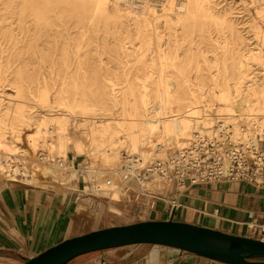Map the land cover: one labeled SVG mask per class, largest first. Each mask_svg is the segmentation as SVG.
<instances>
[{"label":"bare ground","instance_id":"obj_1","mask_svg":"<svg viewBox=\"0 0 264 264\" xmlns=\"http://www.w3.org/2000/svg\"><path fill=\"white\" fill-rule=\"evenodd\" d=\"M80 1L79 10L71 14L74 19L58 21L62 39L57 62L59 98L53 101L47 90L39 91L38 107L44 114L32 116L18 85L16 98L3 101L0 94V174L20 173L29 184L38 182V166L53 179L62 176L61 182L66 183L82 174L85 180L96 179L86 190H103L114 199L116 176L124 173L119 163L129 161L136 168L154 158L151 151L181 147L196 133L263 146L264 91L254 87L255 76L248 71L252 60L264 63L262 55L224 15L216 13L211 0H94L91 8ZM252 2L264 21L263 0ZM103 27L108 33L102 39L104 48L99 49L100 36L94 40L99 63L112 62L116 70L131 58L145 64L144 75L137 77L138 92L132 87L120 94L114 89L104 92L107 102L119 108L117 117L107 118L116 127L108 122L95 125L96 112L111 111L103 100L91 102L77 81L89 65L86 39ZM200 43L204 60L216 67L208 78L213 84L210 88L203 83L207 80L200 75L197 61L193 80L181 66L188 47ZM106 53L112 58H103ZM108 74L101 79H109ZM192 82L197 85L194 89L189 87ZM27 125H34V130L21 144L20 132ZM71 144L76 155L86 154L92 161L99 160L100 166L78 170L71 165L72 159L64 166L68 162L63 164L61 157L68 155ZM25 151L35 152L29 158L34 164L31 170L14 165L27 158L22 154Z\"/></svg>","mask_w":264,"mask_h":264},{"label":"rangeland","instance_id":"obj_2","mask_svg":"<svg viewBox=\"0 0 264 264\" xmlns=\"http://www.w3.org/2000/svg\"><path fill=\"white\" fill-rule=\"evenodd\" d=\"M93 1L85 0L83 4L91 8ZM45 2L46 0H0V94H3V101L7 98H16L14 95L15 86L18 85L23 90L25 105L32 116L44 114L38 107L37 95L39 91L43 89L47 90L53 101L59 98L61 82L57 62L62 39L60 37L61 31L58 21L62 18L65 20L74 19L75 15L71 17V14H74L75 8L79 10L78 5L81 3L80 0H69L66 3L64 0H51V4H46ZM261 3L263 4L264 0ZM211 4L218 15H224L228 23H232L235 29L252 43L253 47L260 50L262 60L264 61V21L259 17V8L256 7V4L252 0H211ZM46 7L48 8L46 9ZM104 29L105 27L101 28V31L93 32L86 39L84 44L86 51L85 59L89 61V65L82 73L77 75V81L91 102H95V99L103 100L104 106L108 107V111H111V114L106 115H100L96 112L97 114L95 113V116H93L96 121L95 125L108 122L113 127H116V122L114 120L109 121L107 118L117 117L119 108H117V105L115 106L107 102L108 95L104 92L114 89L120 94L123 90L127 91L129 87L138 92L140 80H137V77L144 75L145 64L135 63L131 58L128 63L116 70L115 64L112 62L108 65L99 63L96 54L98 47L94 40L97 35L101 37L99 49L102 50L104 48L102 42L103 36L108 35ZM203 48L202 43L188 47L187 51L182 55L181 66L183 67V73L193 80L196 76V67L198 65L195 61H197L200 67V75L207 80L203 83L205 87L210 88L213 84L208 78L216 72V67L210 60L207 62L204 60ZM102 57L112 58L108 53L102 55ZM52 61L56 62V64L53 65ZM248 71L251 73V76H255L254 87L264 91V63L252 60ZM106 72H109L107 75L109 79L103 81L101 77ZM189 87L194 89L197 85L192 82L189 84ZM33 130L34 125L23 127L20 132L21 141L19 142L24 144L26 136ZM34 153H30L29 151L22 152L27 158L24 161L19 160L14 165L20 166L21 169L31 170L30 168L33 163L29 161V158H34ZM151 153L152 158L158 157L159 150H153ZM76 154L77 151L74 145L71 144L68 155L61 157L63 164L72 159L75 161L74 168L78 170L87 169L90 165L100 166L99 160L92 161L86 154L81 156ZM68 164L70 162L65 163L64 166ZM122 165L124 164L119 163V168H122ZM36 169L35 178L38 179L36 184L25 182L20 173H11V175L0 174V189L7 181H21L39 189L55 187L58 190L71 191L72 187L75 186L74 188H76V182L80 181V198L86 202V214L90 220L93 221L94 217L89 212L88 207L92 208L95 202L99 203L100 209L103 210L101 217L109 218L108 220L110 221H106V224L118 225L129 223L130 219L127 218V212L124 210L129 211L130 208L128 206L123 208L122 206L124 204L128 205L126 200L133 198L131 192L137 191V189H135L134 185L125 188L121 175L118 174L116 176L115 180L118 191L115 194V198L111 199L108 193L103 190H86V187L92 186L96 182V179H93L94 181L85 180L83 175L79 174L78 177H74L69 183H66L61 182L62 176L60 175H58L57 179H53L50 174L43 173L42 167L38 166ZM119 173L122 174L121 171ZM157 180L156 178V180H153L154 182L147 184V188L153 191L158 188L159 184L156 182ZM103 224V222L94 224L92 228L102 226ZM0 264L2 263L0 262Z\"/></svg>","mask_w":264,"mask_h":264},{"label":"crops","instance_id":"obj_3","mask_svg":"<svg viewBox=\"0 0 264 264\" xmlns=\"http://www.w3.org/2000/svg\"><path fill=\"white\" fill-rule=\"evenodd\" d=\"M81 182L71 191L55 187L39 189L21 181H7L0 189V262L22 264L65 238L111 226L102 218L99 203L86 214L84 199L80 198ZM160 191L176 192L174 182L163 181ZM131 198V197H130ZM132 199V200H131ZM127 199L129 223L138 220L184 221L228 233L262 238L257 228L247 223L255 219L264 224V188L244 181H221L196 184L178 192V206L166 200L140 205ZM97 215V216H96ZM97 217V218H96ZM103 222L102 226L92 225ZM120 225V224H118ZM66 264H227L189 251L156 244H132L89 252Z\"/></svg>","mask_w":264,"mask_h":264},{"label":"built area","instance_id":"obj_4","mask_svg":"<svg viewBox=\"0 0 264 264\" xmlns=\"http://www.w3.org/2000/svg\"><path fill=\"white\" fill-rule=\"evenodd\" d=\"M74 164L72 160L73 167ZM131 164L128 161L123 166L124 187L135 186L137 191L131 192L132 197L138 202L142 198L140 205L166 200L176 207L178 192L208 182L244 181L264 188V146L256 148L242 141L231 140L229 136L209 138L196 133L181 147L160 148L158 157L151 161L136 168ZM156 178L158 184L174 182L176 192L166 195L160 191V187L149 190L147 184ZM247 225L251 229L257 227L264 235V224L252 219Z\"/></svg>","mask_w":264,"mask_h":264},{"label":"water","instance_id":"obj_5","mask_svg":"<svg viewBox=\"0 0 264 264\" xmlns=\"http://www.w3.org/2000/svg\"><path fill=\"white\" fill-rule=\"evenodd\" d=\"M132 244H156L227 264H264V240L184 221L138 220L71 236L22 264H66L77 256Z\"/></svg>","mask_w":264,"mask_h":264}]
</instances>
